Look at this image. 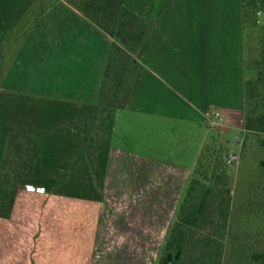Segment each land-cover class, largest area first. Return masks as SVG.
<instances>
[{
  "label": "crops",
  "instance_id": "0c3cea01",
  "mask_svg": "<svg viewBox=\"0 0 264 264\" xmlns=\"http://www.w3.org/2000/svg\"><path fill=\"white\" fill-rule=\"evenodd\" d=\"M123 4L152 29L131 102L112 108L102 30L64 0H0V264H137L139 244L165 240L209 128L243 131L239 0ZM30 63L56 79L33 90Z\"/></svg>",
  "mask_w": 264,
  "mask_h": 264
},
{
  "label": "trees",
  "instance_id": "16d2710c",
  "mask_svg": "<svg viewBox=\"0 0 264 264\" xmlns=\"http://www.w3.org/2000/svg\"><path fill=\"white\" fill-rule=\"evenodd\" d=\"M56 0H49L54 3ZM111 40L98 103L125 108L136 88L135 55L151 32V24L123 4V0H64ZM243 34L244 108L239 143L250 135H264V0H239ZM247 72H255L246 78ZM235 139V138H234ZM230 137L210 133L202 146L174 221L160 250L158 264H264V172L253 198L235 204L236 174ZM264 148V140L260 141ZM264 165V161L261 163ZM248 192L253 189L249 185ZM248 193V194H249Z\"/></svg>",
  "mask_w": 264,
  "mask_h": 264
},
{
  "label": "rangeland",
  "instance_id": "374dc122",
  "mask_svg": "<svg viewBox=\"0 0 264 264\" xmlns=\"http://www.w3.org/2000/svg\"><path fill=\"white\" fill-rule=\"evenodd\" d=\"M63 8V3H57L53 6V14H50V18L53 20L56 13V10H61ZM256 14V18L259 21L258 25H264V13L259 12ZM34 48V47H33ZM55 49H49V50H42L43 55H47L50 58H53ZM39 53L38 50L33 49V56L35 53ZM51 53V55H49ZM43 57V56H42ZM29 67V73L25 77L24 83L28 84L29 87H31L33 90H39L43 88L45 89V86L48 85V82H50L52 77L56 79L57 75L53 76L52 74V68L54 67V64L51 63H30ZM42 67H49L50 70L46 72V74L43 73ZM48 73V74H47ZM54 73V71H53ZM48 76V77H47ZM255 76V72H247L246 78H252ZM39 92V91H33ZM221 118L220 121L221 122ZM226 124H232L236 126V122L228 121ZM237 125V127H239ZM210 133H218L222 134L224 137H230L232 141L236 140L237 138V144L234 146V152L236 153L237 157H235L233 161V172L236 174V191H235V204H243L246 202V196L251 195V198H253L255 192L258 189V177L262 172H264V165H262V161H264V148L261 147L260 141L264 140V135H250L246 137L244 140L240 141L239 143V135L240 133L237 131L234 132H227L226 130L222 129L219 126H215V128H209ZM235 138V139H234ZM251 186L253 189L252 193L248 192V186ZM249 193V194H248ZM254 229L258 230L260 227H262V230H264V225L259 226L257 222H255ZM164 245V241L161 242L160 248L156 251L153 250V248H150V246L153 247V244L149 241H145L143 244H139V252L142 253V256H139V260L136 261L137 264H158L159 261V255L160 250L162 249ZM125 259V258H123ZM129 259L133 262V257L130 256ZM98 261V260H97ZM124 261V260H123ZM93 264H119L116 262H93ZM124 264V263H122ZM133 264V263H130Z\"/></svg>",
  "mask_w": 264,
  "mask_h": 264
},
{
  "label": "built area",
  "instance_id": "2783aa9c",
  "mask_svg": "<svg viewBox=\"0 0 264 264\" xmlns=\"http://www.w3.org/2000/svg\"><path fill=\"white\" fill-rule=\"evenodd\" d=\"M259 14H260V13H258V15H259ZM210 116L212 117V119L220 121V117L218 116V114H217L216 112H212V113L210 114Z\"/></svg>",
  "mask_w": 264,
  "mask_h": 264
}]
</instances>
